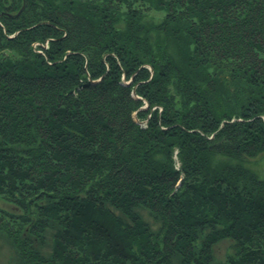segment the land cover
I'll list each match as a JSON object with an SVG mask.
<instances>
[{"label": "trees", "instance_id": "16d2710c", "mask_svg": "<svg viewBox=\"0 0 264 264\" xmlns=\"http://www.w3.org/2000/svg\"><path fill=\"white\" fill-rule=\"evenodd\" d=\"M260 154L264 0H0L19 264H264Z\"/></svg>", "mask_w": 264, "mask_h": 264}, {"label": "rangeland", "instance_id": "374dc122", "mask_svg": "<svg viewBox=\"0 0 264 264\" xmlns=\"http://www.w3.org/2000/svg\"><path fill=\"white\" fill-rule=\"evenodd\" d=\"M163 14L160 13V15ZM128 82V81H127ZM254 161L251 163L253 167L260 171L261 174L264 175V154H260L259 156L253 159ZM227 242H223L219 244L215 253L217 258L223 259L226 249ZM0 264H19L17 260V253L15 251L14 246L10 243V241L5 240L0 236Z\"/></svg>", "mask_w": 264, "mask_h": 264}]
</instances>
